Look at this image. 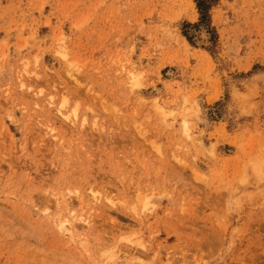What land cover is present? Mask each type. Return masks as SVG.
I'll use <instances>...</instances> for the list:
<instances>
[{
  "label": "rangeland",
  "instance_id": "obj_1",
  "mask_svg": "<svg viewBox=\"0 0 264 264\" xmlns=\"http://www.w3.org/2000/svg\"><path fill=\"white\" fill-rule=\"evenodd\" d=\"M211 15L0 0V264H264V0Z\"/></svg>",
  "mask_w": 264,
  "mask_h": 264
},
{
  "label": "trees",
  "instance_id": "obj_2",
  "mask_svg": "<svg viewBox=\"0 0 264 264\" xmlns=\"http://www.w3.org/2000/svg\"><path fill=\"white\" fill-rule=\"evenodd\" d=\"M195 2L199 12V20L196 23L188 22L185 24V27H203L209 34H211V39L215 41L217 34L216 28L212 24L211 9L218 2V0H195ZM183 33L190 41H192V36L189 31L183 30Z\"/></svg>",
  "mask_w": 264,
  "mask_h": 264
},
{
  "label": "bare ground",
  "instance_id": "obj_3",
  "mask_svg": "<svg viewBox=\"0 0 264 264\" xmlns=\"http://www.w3.org/2000/svg\"><path fill=\"white\" fill-rule=\"evenodd\" d=\"M196 10V9H195ZM198 14V13H197ZM194 16V15H193ZM196 18V17H195ZM62 113V112H61ZM69 117V116H68ZM73 119V118H72ZM76 122V121H75Z\"/></svg>",
  "mask_w": 264,
  "mask_h": 264
}]
</instances>
